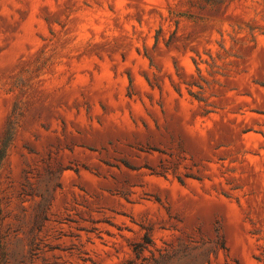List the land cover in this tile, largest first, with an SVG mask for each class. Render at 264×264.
<instances>
[{
    "label": "rangeland",
    "instance_id": "rangeland-1",
    "mask_svg": "<svg viewBox=\"0 0 264 264\" xmlns=\"http://www.w3.org/2000/svg\"><path fill=\"white\" fill-rule=\"evenodd\" d=\"M0 264H264V0H0Z\"/></svg>",
    "mask_w": 264,
    "mask_h": 264
}]
</instances>
